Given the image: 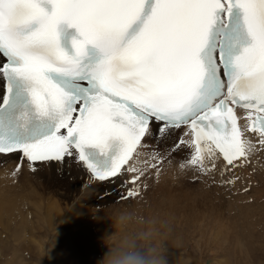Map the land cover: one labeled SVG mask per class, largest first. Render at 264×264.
<instances>
[{
    "label": "snow or ice",
    "instance_id": "obj_1",
    "mask_svg": "<svg viewBox=\"0 0 264 264\" xmlns=\"http://www.w3.org/2000/svg\"><path fill=\"white\" fill-rule=\"evenodd\" d=\"M236 107L264 144V0H0V154L35 164L74 149L95 180H121V202L140 195L130 161L153 124L187 126L176 149L193 146L201 172L217 151L239 167L252 147ZM110 141V167L88 162L85 147Z\"/></svg>",
    "mask_w": 264,
    "mask_h": 264
},
{
    "label": "rangeland",
    "instance_id": "obj_2",
    "mask_svg": "<svg viewBox=\"0 0 264 264\" xmlns=\"http://www.w3.org/2000/svg\"><path fill=\"white\" fill-rule=\"evenodd\" d=\"M156 130L154 134L159 133ZM174 149L177 150L176 146ZM161 151L159 147L154 156L157 167H151L145 174L148 182L140 192V198L159 199L161 205L175 200L173 206L170 207V204L155 210V219L148 224L161 231L167 240L162 244L166 264L174 257L181 264H264V179L259 181L257 177L252 180V176H240L232 184L225 183L228 180L223 179H210L209 182L205 180L208 173L205 175L187 163L191 155L179 161L180 164L177 163L174 170L163 173L161 163L172 156L168 159L165 157L167 152ZM0 175L3 176L1 172ZM5 177L1 178L6 181ZM8 178L11 179L9 175ZM7 181L12 185V180ZM7 186L8 190L14 189ZM0 187L3 192L8 191L4 184L0 183ZM9 194L12 197L16 191ZM118 198L113 200L114 207H119V204L120 207L125 206L126 202L131 205L129 199L116 203ZM153 205H157V202ZM21 210L32 211V208L22 204ZM60 212L75 216L71 210L61 208ZM39 214L44 216L45 212L40 211ZM28 218L34 229H24L21 237L15 218L0 207V264H16L13 258L19 255L23 264H57L52 263L48 255L54 236L60 242L57 249L65 248L73 255L75 261L69 264H96L107 251L101 241L111 233L103 232L106 226L98 223L95 216L77 218L67 223H63L61 216L51 222L35 218L33 213ZM11 237L18 239L21 246ZM35 241L41 244L40 247ZM22 245L25 249L29 246V250H22ZM14 250H18V254Z\"/></svg>",
    "mask_w": 264,
    "mask_h": 264
},
{
    "label": "bare ground",
    "instance_id": "obj_3",
    "mask_svg": "<svg viewBox=\"0 0 264 264\" xmlns=\"http://www.w3.org/2000/svg\"><path fill=\"white\" fill-rule=\"evenodd\" d=\"M244 128L245 123L243 122L244 138L250 142L252 147V151L249 152L247 160L242 159L237 162L240 166L230 172L223 168L225 163L221 160L219 155L216 154L217 168L208 172V176L205 174L206 181L210 182V179L234 180L240 176H252V180L255 179L254 177H257L259 181L264 179V144L260 143L261 137L259 135L254 132H247ZM156 129L159 130V126L153 124L151 136L142 139L141 146L137 149L138 155L134 154L133 160L130 161V163H135L136 167L144 172V175L141 177V180L137 185L140 188V192L145 185H147L148 181L145 179V174L152 167L154 161H157L156 159H153V157L156 156L155 153L159 150V147L164 153L167 152V154L165 153L166 155L163 153L166 158L169 159V157L172 156L168 161L164 160L161 163V171H163V173H168L170 170H174L173 167L178 166L177 163H179V161L186 158L188 159L187 155H189V147L182 145L180 149H177L176 151L174 149L175 139L182 130H174V132L165 136L160 132L154 134L155 131H157ZM30 164L32 163L27 162L25 159L21 160L18 153L7 155L0 154V172L3 175L0 176L3 178L4 176H7V178H5L9 181L12 180V185H10V182L7 180L4 181L5 179L3 180L1 177L0 178L3 182L0 183L5 185V190H8L6 185H9L7 186L9 189H12L10 188V186H12L14 187L12 191H16V194H12V197H9V195H11L9 193L12 192L11 190H8L9 192L7 191L9 195L4 191L6 192L5 195H8L6 197L3 192L4 186L1 185V187L3 186V189L0 187L3 194L0 191V207L5 210L7 215L15 218L21 237L24 229H34L32 222L28 218L32 213L35 218L46 222H51L52 220L55 221L57 216H61L63 223H67V221L74 222L77 218L89 219L92 216H95V220L98 223L106 226L103 229V232H110L112 234L114 229L111 227V222L103 218V212L91 213L90 211L91 208L99 207L101 209L102 207V209H104L114 206L115 203L113 200H117L120 192L123 191L121 180H115L110 183L93 179L87 173L75 153L71 157H65L62 161L36 162L35 164H32V167L29 166ZM18 165L19 170L17 171ZM208 166L211 167V162L208 163ZM33 167L35 168V171L32 170ZM126 167L127 166H125V168ZM13 172L15 175H10ZM8 175L11 179L8 178ZM132 175L134 174L125 172L122 180H130ZM179 199L180 197H178L177 201H179ZM128 201L132 206L139 207L146 221L150 223L155 219L153 213L155 210H161L170 204L171 207L174 205L172 202L175 200L171 199L166 204L161 205L158 202L159 199H151L145 196L140 198L139 195ZM156 202L157 205H153ZM127 203L128 202H126L125 206H122H131L127 205ZM22 204L29 205L33 212L31 210H25L23 212L21 210ZM61 208L62 210H71L75 216L61 214ZM40 211L45 212V215L40 216ZM11 239L13 240L14 237H11ZM13 241H15L18 246H21L18 239H14ZM35 242V244H38L37 246L40 247L41 244L37 241ZM59 243L60 242L55 239L54 236L48 250L51 262L57 264H69L70 262L75 261L73 260L74 257L70 251H67L65 248L57 249ZM21 249H24L25 251L29 250V246L25 249L22 245ZM14 252L18 254V250H14ZM13 259V261H16V264H23L20 255ZM168 264H181V262L177 261L174 257Z\"/></svg>",
    "mask_w": 264,
    "mask_h": 264
},
{
    "label": "clouds",
    "instance_id": "obj_4",
    "mask_svg": "<svg viewBox=\"0 0 264 264\" xmlns=\"http://www.w3.org/2000/svg\"><path fill=\"white\" fill-rule=\"evenodd\" d=\"M102 211L103 218L111 222V235L102 238L105 254L96 264H166L167 241L158 229L148 226L139 207L93 208L90 212Z\"/></svg>",
    "mask_w": 264,
    "mask_h": 264
}]
</instances>
